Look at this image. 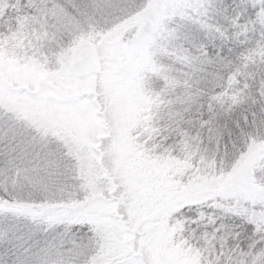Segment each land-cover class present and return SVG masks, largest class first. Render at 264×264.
Listing matches in <instances>:
<instances>
[{"label":"snow or ice","instance_id":"6c2138e0","mask_svg":"<svg viewBox=\"0 0 264 264\" xmlns=\"http://www.w3.org/2000/svg\"><path fill=\"white\" fill-rule=\"evenodd\" d=\"M0 264H264V0H0Z\"/></svg>","mask_w":264,"mask_h":264}]
</instances>
